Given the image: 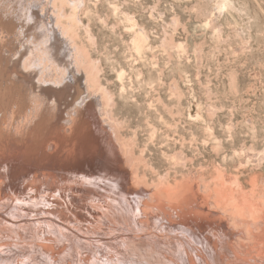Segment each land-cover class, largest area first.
<instances>
[{
  "label": "rangeland",
  "instance_id": "rangeland-1",
  "mask_svg": "<svg viewBox=\"0 0 264 264\" xmlns=\"http://www.w3.org/2000/svg\"><path fill=\"white\" fill-rule=\"evenodd\" d=\"M80 3L76 42L96 66L100 85L109 98L106 123L112 127L115 140L109 144L106 135L95 131L94 124L88 129L89 117L84 116L86 123H76L79 137L69 160H65L64 151L60 158L39 163L38 158L32 157L34 149L25 150L22 141L19 152L5 151L8 136L1 137L0 163H5L7 168L9 177L4 180L13 188L10 187L11 193H21L23 203L36 207L44 205L42 198L47 194L60 203L56 206L59 210L67 212V207L79 197L75 188L87 187L91 182L95 184L91 190L102 193L106 204L118 203L116 193L129 186L132 191L151 195L153 203L154 195L158 194L160 203L169 207L173 201L164 197V188L185 182L194 184L199 195L207 196L205 206L218 222L212 225L220 233L217 240L223 250L221 260L230 264H264V0H84ZM61 21L64 25L62 17ZM3 73L0 68V83H10L9 77H2ZM8 83L2 84L8 88ZM7 88L3 87L9 91ZM79 89L83 94L81 86ZM97 118L103 125L99 115ZM42 119L45 120H40L41 128L45 129L37 130V144L46 142L52 115ZM30 143V140L26 142ZM21 152L25 154V163L20 158ZM26 166L32 169L23 183L27 186L24 191L23 187L15 188L20 180L15 172ZM34 173H39L36 179ZM114 174L120 179H113ZM65 178H68L66 182ZM30 193L42 197L32 201ZM111 193L115 194L110 196ZM243 198L257 208L244 206L243 210L249 213L244 211L237 221L225 203H242ZM67 200L72 201L66 204ZM197 200L184 199L182 203H187L183 209L170 210L172 215L184 214L173 220L176 223L189 220L193 224L190 210L198 205ZM175 203L171 205L177 207ZM250 210L259 211L260 215L256 213L259 219L251 216ZM125 215L112 208L103 211L95 236L86 237L79 229L73 234V230L69 232L63 227L74 246L56 249L57 264H78L76 255L92 248L103 254L108 253L106 248L117 249L111 253L117 257L121 250L128 253L126 250H132L133 245L124 243V239L133 237L129 224L138 223L133 214ZM245 216L256 226L249 241L238 235L245 232ZM53 223L56 222L49 217L44 220L55 235L59 230ZM204 223L200 224L204 226L207 222ZM163 224L168 223L163 221ZM29 227L26 225V230ZM144 233L143 230L141 234ZM162 233L173 238L170 247L173 248L174 235L180 237V232ZM30 239L23 237L18 241L22 243L14 252L19 254L18 263L29 264L35 256L45 264L32 244L24 247ZM229 246L236 251L235 257L227 252L232 250ZM96 257L108 264L115 261L99 254Z\"/></svg>",
  "mask_w": 264,
  "mask_h": 264
},
{
  "label": "bare ground",
  "instance_id": "bare-ground-1",
  "mask_svg": "<svg viewBox=\"0 0 264 264\" xmlns=\"http://www.w3.org/2000/svg\"><path fill=\"white\" fill-rule=\"evenodd\" d=\"M71 1L72 4H70ZM80 2H84V0H0V68L4 71L2 77H9L10 81V83L7 81L0 83V138L8 136L7 140L9 142L4 146L5 151L14 149L19 152L21 147L19 141H22L25 150L31 152L34 149V153L31 152L32 157L38 158L39 163H44L48 159L51 161L54 158H60L64 151L66 154L65 160H69V157L72 156L70 153H74L76 148L75 140L79 137L76 129L79 125L76 123H86L83 122V120L86 121L84 116L89 117L88 129L91 125H96L97 129L95 131L99 135H106L109 144H113L112 139L115 140L114 132L112 127L106 123L107 117L105 114L109 98H107V94L100 85L96 66L91 64L93 62L86 58L83 48L76 42V29L79 24L78 12L81 10V7H79ZM61 17L65 20L64 25ZM2 83L13 84L11 85L13 87L9 85L11 90L8 89L9 86L6 87L9 91L4 90L6 88ZM16 84H18V89ZM79 86L82 87L83 94H81ZM23 103H27V105L25 106ZM51 115L52 121L48 126L49 133L46 135V142L37 144V130H40L42 125L40 120L43 121L45 119L42 118L47 119ZM97 115H99L104 126L99 122ZM44 129V127L41 128V130ZM28 140L31 141L30 145L26 144ZM69 145H72L71 148H69ZM9 152L12 151L9 150ZM21 154L20 158L25 163V154L23 152ZM58 155L59 157H55ZM20 158L18 157V159ZM24 163H19V165L21 166ZM0 164L3 167V170L0 169V264H19L16 259L19 254L14 252L21 248L22 243L18 241L23 237L31 238L24 247L32 244L36 253L46 262L45 264H57L58 259L54 257L56 249L59 246H63L65 249L74 246L70 242V237L65 236L67 234H64V230L69 231L71 229L74 234V231L79 229L85 232L86 237L89 235L95 236L97 235L95 231L98 229V221L102 218V212L111 208L120 214L126 213V217L133 214L134 219H136L138 223L136 226L129 224V228L133 231V237L124 239V243L126 241L131 242V245H133L132 250H126L128 253L121 250L120 256L117 257L116 254L111 255L113 252L116 253L117 249L106 248L108 253L103 254L98 249L92 248L90 251H81L76 255L78 264H108L106 261L97 258L96 254L115 260L113 264H230L228 260L224 261L223 258L221 260V251L223 250L219 248L217 240L220 233L212 225V223L217 224L218 222L215 220L213 213L209 212L205 206L207 196L199 195L194 184L185 182V185L178 184L173 188H164V197L170 199L173 203H178L177 207H173V203L171 205L170 202L171 207H164L165 205L160 203L161 196L157 197L159 191H156L157 195H154L157 203H153L151 195L150 197L145 192L132 191L127 185L126 190L121 191L122 187L120 186V191L116 193L118 203L110 201L106 204L102 193L91 190L95 184L88 182L87 187L75 188L74 191L79 193V197L75 200V203H71L67 207L66 212L63 211L64 209L59 210L57 207L60 203L50 199L47 194H44L45 196L42 198L44 205L36 207V205L23 203L20 200L21 193H11L12 187L10 186V188L7 180H4V178L9 177L7 168H5V163ZM19 168L15 173H18L16 176H19L20 180L15 188L23 187L25 191L27 186H24L23 183H26L27 173L31 171L32 167ZM21 169L23 170L20 171ZM35 175L34 178H37L39 173ZM112 178L120 179L115 174ZM67 179H64L65 182ZM40 181L42 182V179ZM36 189V193L40 191ZM156 189H159V187H156ZM13 192L15 191L13 190ZM112 192L114 191L112 190ZM41 194L43 195V191ZM114 194L111 193L110 196ZM30 196L34 198H31L32 201L42 197H37L39 195H33L32 193H30ZM188 198L198 199V202H196L198 205L191 206L194 208L190 210V213H192L191 220L194 223L189 224V220L188 223H176L173 217L181 218L184 214L175 212L172 215L173 213L171 214L170 210L183 209L182 207L187 202L185 201V204L182 202ZM71 201L66 202V204H70ZM235 201L231 202L230 200L231 203H225L235 220L244 214V206L252 209L257 208L253 206V203L246 202L245 198H243L242 203H236ZM92 205H97L98 208L95 209ZM260 207L262 206H259V209ZM167 208H170L169 211ZM157 210L162 212H157ZM250 211L251 216L256 219V213L259 211ZM248 213L245 211V214ZM259 213L258 215H260ZM46 217L56 222L52 225L59 230L58 234L54 235L51 229L46 227L44 224ZM186 217L188 216L186 215ZM246 217L243 218L244 221ZM247 219L249 218H246L244 222L245 232L240 231L238 235H240V238L244 237L249 241L253 239L256 226L252 223L253 220L248 221ZM200 220L207 222V226H205V223L204 226L200 224L204 221L198 223ZM163 221L168 224H163ZM237 221L239 220L237 219ZM26 225H30L27 230ZM63 227L64 230H62ZM158 229L161 232H157ZM143 230L145 233L141 234ZM163 231L164 233H162ZM175 231L180 232L178 233L180 237L177 234L174 235L175 245L170 248L173 238H168L165 233L172 234ZM229 235L233 239L232 233ZM120 248H123V246ZM227 252L235 257L236 251H233V249L227 250ZM29 257H32V255ZM33 257L34 261L32 260V262L30 259L29 264H44L38 261L35 256Z\"/></svg>",
  "mask_w": 264,
  "mask_h": 264
}]
</instances>
